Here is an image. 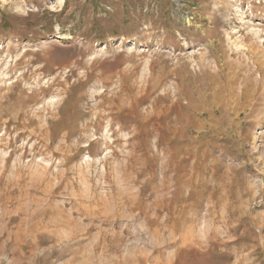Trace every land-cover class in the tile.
Returning <instances> with one entry per match:
<instances>
[{
    "label": "rangeland",
    "instance_id": "1",
    "mask_svg": "<svg viewBox=\"0 0 264 264\" xmlns=\"http://www.w3.org/2000/svg\"><path fill=\"white\" fill-rule=\"evenodd\" d=\"M0 264H264V0H0Z\"/></svg>",
    "mask_w": 264,
    "mask_h": 264
}]
</instances>
